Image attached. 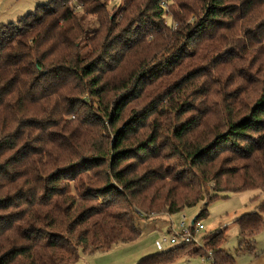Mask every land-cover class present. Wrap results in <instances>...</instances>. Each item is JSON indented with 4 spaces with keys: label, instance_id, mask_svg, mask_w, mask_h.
I'll list each match as a JSON object with an SVG mask.
<instances>
[{
    "label": "trees",
    "instance_id": "obj_1",
    "mask_svg": "<svg viewBox=\"0 0 264 264\" xmlns=\"http://www.w3.org/2000/svg\"><path fill=\"white\" fill-rule=\"evenodd\" d=\"M247 189L264 191V0H50L0 26V264H72ZM263 213L234 220L248 251ZM224 237L192 253L236 264Z\"/></svg>",
    "mask_w": 264,
    "mask_h": 264
},
{
    "label": "rangeland",
    "instance_id": "obj_2",
    "mask_svg": "<svg viewBox=\"0 0 264 264\" xmlns=\"http://www.w3.org/2000/svg\"><path fill=\"white\" fill-rule=\"evenodd\" d=\"M105 1L108 8L111 9L122 6L125 0ZM209 187H213L212 181L209 183ZM262 200H264V191L261 190L247 189L240 192H230L226 194V197L213 200L207 207L206 216L198 219L205 226L206 239L217 231H224L225 237L221 248L234 257L236 264H264V213L262 214V228L255 234L252 242L249 241L253 246L252 251H248L238 244L239 227L234 222L241 214L254 211ZM200 208L201 203H198L193 207L183 209L179 213L169 215L167 219L162 218L167 215L162 216L161 213H156L149 219H138L137 224L142 230L138 239L132 242H119L108 250L91 253L81 252L77 261L72 264H136L142 258L158 251L155 241L159 232L158 229L153 228L156 224L165 230V225L169 220L177 223L182 214L191 220L197 215ZM194 249L190 247L182 250L180 255L168 264H211L210 259L207 256H200L199 251L197 254H193Z\"/></svg>",
    "mask_w": 264,
    "mask_h": 264
},
{
    "label": "built area",
    "instance_id": "obj_3",
    "mask_svg": "<svg viewBox=\"0 0 264 264\" xmlns=\"http://www.w3.org/2000/svg\"><path fill=\"white\" fill-rule=\"evenodd\" d=\"M79 7V6H78ZM157 225V224H156ZM153 227L158 229L159 236L155 241L158 251H166L174 247L191 245L193 248H202L206 241L205 226L202 221L188 219L185 214L180 215L177 223L169 220L165 225V230L159 226Z\"/></svg>",
    "mask_w": 264,
    "mask_h": 264
},
{
    "label": "crops",
    "instance_id": "obj_4",
    "mask_svg": "<svg viewBox=\"0 0 264 264\" xmlns=\"http://www.w3.org/2000/svg\"><path fill=\"white\" fill-rule=\"evenodd\" d=\"M50 0H0V26L10 22H17L38 5L46 4Z\"/></svg>",
    "mask_w": 264,
    "mask_h": 264
}]
</instances>
